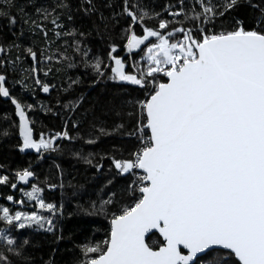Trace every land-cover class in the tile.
<instances>
[{
    "label": "snow or ice",
    "instance_id": "snow-or-ice-1",
    "mask_svg": "<svg viewBox=\"0 0 264 264\" xmlns=\"http://www.w3.org/2000/svg\"><path fill=\"white\" fill-rule=\"evenodd\" d=\"M28 7L35 8L36 18ZM163 12L168 18L160 12L150 14L140 0H55L51 7L0 0V21L9 30L21 23L49 46L53 43L49 31L67 38L64 51L42 48L38 53L34 46L23 48L32 63L14 79L22 90L48 93L53 85L42 81L39 73L48 76L51 70L45 71L43 62H67L71 68L79 56L97 80L107 75L104 69H110V79L128 82L143 95L107 109L124 121L111 129L94 118L87 139L68 130L41 133L36 139L25 114V107L33 105L23 104L6 86L7 73L18 70L21 46L0 44V56L5 57L0 58V97L11 101L19 117L18 148L41 153L56 151L57 138L94 145L101 136H138L139 146L127 157L101 156L111 161L116 175L129 174L131 182L120 197L109 191L106 199L77 204L84 215L102 214L108 228L103 240L77 244L79 257L72 264H264V0H179L175 10L165 5ZM76 16L83 21L80 28L74 25ZM65 17L71 28H65ZM122 18L126 27L117 41L113 33ZM153 19L158 23L149 25ZM49 23L51 29L46 27ZM137 25L142 34L137 33ZM93 33L106 42L109 63L99 56L89 59L84 41ZM121 43L128 52L142 51L130 72L115 54ZM68 48L74 56L67 54ZM12 49L17 51L14 60L6 58ZM71 83H79V78ZM129 125L133 131L126 132ZM71 127L79 133L75 121ZM75 155L101 170L92 153ZM56 168L61 183H47L45 178L49 189L64 188L63 170ZM34 176L30 168L14 174L19 182ZM0 185L18 187L8 175H0ZM21 192L49 214L0 205V264H35L28 253L32 241L19 238V230L26 227L44 230L57 242L64 239L62 233L56 235L55 223L58 214L63 216V205L46 202L35 183L30 191ZM5 199L23 202L13 195ZM153 230L162 238L158 247L146 243L145 234ZM44 264L55 261L50 257Z\"/></svg>",
    "mask_w": 264,
    "mask_h": 264
},
{
    "label": "trees",
    "instance_id": "trees-1",
    "mask_svg": "<svg viewBox=\"0 0 264 264\" xmlns=\"http://www.w3.org/2000/svg\"><path fill=\"white\" fill-rule=\"evenodd\" d=\"M21 6L25 3L31 5L33 2L37 6L51 7L55 4V0H18ZM77 0H72L76 3ZM135 2V0H130ZM190 2V0H189ZM259 3V0H255ZM141 5L151 14L153 11L160 12L163 18H168L163 12L165 5H172L173 10L179 4V0H140ZM27 11L35 16V8L28 7ZM107 14V13H106ZM243 16L244 13H241ZM247 15H252L251 10L247 11ZM19 19V17H18ZM65 28H71L66 17L62 18ZM149 25L157 24L156 20H149ZM83 21L81 17L76 16L74 25L77 28L82 27ZM46 27L51 29V24H46ZM126 27L123 18L120 24L116 27L113 35L119 41L123 28ZM137 33L142 34L141 28L136 26ZM48 38L53 43L45 45L41 35H33L28 26L17 23L14 28L9 30L3 21H0V44L9 45L12 43L19 44L21 61L18 64L16 72L9 71L7 73V87L11 89L12 95L16 96L25 105H33L32 109L25 107V114L29 120V128L33 130V136L36 139L40 138L41 133L55 135L57 132L68 130L71 135H83L88 138L89 125L98 118L96 122L103 124L111 129L115 123L124 121L119 120L114 112L107 111L112 105L119 108L121 102L128 99L143 98L142 93L138 92L135 86L128 82L114 81L110 79V69H104L107 75L103 79H96V74L90 69H86L83 63L80 62V57L76 56L74 67H67V62L57 63L53 60L51 63L43 62L42 68L47 71L51 70L48 76L44 72L39 73V78L42 81L48 82L53 87L50 88L48 96H42L38 90H22L21 85L15 84L14 79L20 78V70L29 69L31 59L23 52L26 46H34L36 51L42 48H48L54 53L57 49L65 50L63 36H56L54 31H49ZM35 42V43H34ZM89 49V59H94L96 56L102 58L104 63H109L107 58V44L103 42L99 35L93 33L84 41ZM145 47L142 45L141 48ZM69 56H74L71 48L67 49ZM125 62L126 71H131L133 68V60L139 61L142 55L140 49H133L128 52L123 49V44L117 50V53ZM17 55L16 49L11 50V55L7 59H15ZM0 58H5L0 56ZM59 69V71L57 70ZM139 69L137 68V71ZM2 71V69H0ZM24 76L28 73L24 72ZM79 78V83L72 84V80ZM29 83H31L29 81ZM75 108H65L66 104L75 103ZM75 121L79 125V133L72 129L71 124ZM19 117L15 114V108L8 98L0 97V175H8L13 179V182L18 184L16 189L10 186L0 185V205L8 206L16 211L15 207L18 204H13L6 201L7 195H13L15 200L23 201L19 209L25 212L37 211L43 215L49 213L43 212L35 207V202L25 201L22 196L21 189L26 191L31 190L33 183L42 188L41 196L46 202L55 203L58 207L63 205V216L59 214L55 221L56 235L61 233L64 236L63 240L56 241L55 236L38 230L35 226L19 230L20 239L25 237L32 241V246L28 248V253L35 264H44V261L51 257L55 264H72L74 258L79 257L77 244L88 241L103 240L105 232L108 228V220L101 215H84L78 212L77 204L87 206L91 200H97L101 197L107 198L106 193L115 191L117 197H120L122 190L126 184L131 182L129 174L124 176L116 175V169L111 165V161L107 158L101 160L104 153L114 155L121 158V153L127 157L129 152L134 151L139 146L138 136H127L122 133H117L112 136H101L94 145L84 143L82 139L73 141L57 138L53 143L57 146L56 151H47L37 153L33 149H25L21 152L18 145L21 143L19 136ZM7 131V135L3 133ZM126 132L133 131L129 125ZM95 138V136L93 137ZM87 156L92 153L93 163L102 164L100 171L91 165H88L79 156ZM59 165L63 170L64 188L59 186L55 189H49L47 183H61L60 173L56 166ZM30 168L34 173V177L29 178V182L15 181L14 174L17 170ZM111 180L112 184H108ZM130 203V200H126ZM72 215H69V214ZM161 238L157 234H152L147 238L146 243L153 247L159 246ZM55 250V251H53ZM234 259V257H233Z\"/></svg>",
    "mask_w": 264,
    "mask_h": 264
},
{
    "label": "water",
    "instance_id": "water-1",
    "mask_svg": "<svg viewBox=\"0 0 264 264\" xmlns=\"http://www.w3.org/2000/svg\"><path fill=\"white\" fill-rule=\"evenodd\" d=\"M50 91H51V90H49L48 93H44V92H41V91H40V92H41V95H42V96H45V97H46V96L49 95ZM27 120H28V118H27ZM18 125H19V122H18ZM28 126H29V120H28ZM152 234H157V235L159 236V233H158V232H155V230H153V232H151V233H146V234H145L146 241H147V238H148L150 235H152ZM159 237H160V236H159ZM160 238H161V237H160ZM161 239H162V238H161Z\"/></svg>",
    "mask_w": 264,
    "mask_h": 264
},
{
    "label": "rangeland",
    "instance_id": "rangeland-1",
    "mask_svg": "<svg viewBox=\"0 0 264 264\" xmlns=\"http://www.w3.org/2000/svg\"><path fill=\"white\" fill-rule=\"evenodd\" d=\"M22 196H23V194H22ZM23 197H24V196H23ZM25 201H29V200H27V199L25 198ZM29 202H35V201L33 200V201H29ZM19 207H20V206H19V205H17V206L15 207V209H17V210L21 211V210L19 209ZM17 210H16V211H17ZM24 212H25V211H24Z\"/></svg>",
    "mask_w": 264,
    "mask_h": 264
},
{
    "label": "flooded vegetation",
    "instance_id": "flooded-vegetation-1",
    "mask_svg": "<svg viewBox=\"0 0 264 264\" xmlns=\"http://www.w3.org/2000/svg\"><path fill=\"white\" fill-rule=\"evenodd\" d=\"M7 201V200H6ZM19 206H21V204H18Z\"/></svg>",
    "mask_w": 264,
    "mask_h": 264
}]
</instances>
